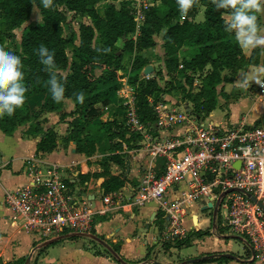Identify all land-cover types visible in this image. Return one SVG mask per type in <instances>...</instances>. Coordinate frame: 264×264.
I'll return each mask as SVG.
<instances>
[{"label":"trees","instance_id":"obj_1","mask_svg":"<svg viewBox=\"0 0 264 264\" xmlns=\"http://www.w3.org/2000/svg\"><path fill=\"white\" fill-rule=\"evenodd\" d=\"M153 2V6L145 9V19L138 29L133 0H52V7L47 9L42 0H0V47L20 57L23 83L28 89L24 105L17 108L14 115L0 117V129L12 135L20 125L30 123L29 132L41 135L37 154L50 152L57 148L59 135L53 126L44 129L48 121L45 115L56 113L59 122L68 123V137L63 139L64 142L66 139L74 140L77 152L87 157L93 156L99 145L105 142L106 151L112 154L110 158L123 167L125 156L117 152L124 150V143L130 148H138L141 136L129 131L125 113L122 121H104L101 117L112 104V97L126 75L135 88L138 115L144 124L149 125L155 122L154 106L165 101L164 96L177 95L174 89L181 92L184 99L193 102L192 111L197 116H208L216 108L220 95L229 98L223 95L226 84L232 83L240 71L264 63V47L253 48L248 56L236 41L235 34L224 30L222 14L229 15L231 9H216L212 0H197L187 15L182 16L177 0ZM101 5L104 6L102 11ZM34 7L39 10L41 19L28 23ZM202 7L204 19L197 21ZM71 12L74 18H81L79 33L71 31L67 35L64 25L68 23ZM256 15L262 30L264 21L260 13ZM83 17L90 22L83 21ZM18 29L21 30V50H11L7 43L16 38ZM162 32L163 63L166 74L171 77L169 86L163 87L155 77L149 80L141 78L144 68L154 60L144 52L157 46L155 36ZM119 41H123L122 53H118ZM40 45L54 53L57 78L65 88L64 99L60 103L54 102L46 84L50 74L44 70L37 55ZM129 54H134V57L128 67L124 59ZM226 70L230 72L229 76L225 75ZM204 71L199 89L193 93L195 74ZM189 72L192 76L188 75ZM160 74L158 72V76ZM184 77L189 90L181 83ZM221 84L223 89L218 92ZM80 92L84 93L83 104L76 99ZM36 98H40L41 103L38 109L33 103ZM67 100L74 103L70 112L65 110ZM68 117L72 119L66 121ZM102 164L104 170L98 176L106 177L102 185L105 192L123 188L125 180L110 172L107 161ZM81 177L87 180L90 174ZM187 240L176 242L175 247L189 243ZM228 259L226 255L221 256L222 261ZM212 261L214 258L208 256L194 264ZM25 262L26 259H19L1 264Z\"/></svg>","mask_w":264,"mask_h":264},{"label":"built area","instance_id":"obj_2","mask_svg":"<svg viewBox=\"0 0 264 264\" xmlns=\"http://www.w3.org/2000/svg\"><path fill=\"white\" fill-rule=\"evenodd\" d=\"M133 5L139 29L145 9L154 3L133 0ZM122 81L119 94L126 126L141 136L134 151L148 157L141 185L132 192L124 187L104 192L93 202L69 188L60 164L32 158L27 183L5 190L4 202L12 220L25 232L49 241L91 234L96 216L156 202L167 219L160 240L175 245L189 238L183 218L192 204L202 201L205 209L216 208L219 215L221 208L225 210L224 227L242 238L253 258L264 264V163L257 158V154L264 155V124L226 126L214 120L206 124L187 101L179 110L167 105L177 101L164 96L165 101L154 106L155 122L146 125L137 112L134 86L126 77ZM260 83L258 96L264 98V80Z\"/></svg>","mask_w":264,"mask_h":264},{"label":"crops","instance_id":"obj_3","mask_svg":"<svg viewBox=\"0 0 264 264\" xmlns=\"http://www.w3.org/2000/svg\"><path fill=\"white\" fill-rule=\"evenodd\" d=\"M263 33L264 27L260 31V35H263ZM254 67L256 68L253 71L254 77L256 78L258 75L260 81L264 80V74H257V69L264 67V63L262 62ZM249 73L248 71L247 74ZM255 83L245 91L244 94L247 96H243L242 99H240V95L233 96L230 94L229 98L226 99L230 104L229 113H226L229 117L227 120H217L216 122H221L226 126L237 125L240 122H245L248 125L264 124V98L256 96L257 94L254 91ZM112 99V104L106 108L101 119L104 121L114 119L121 121L120 117H122L124 120V110L122 113V99L119 90L113 95ZM172 101L176 100L173 99ZM235 106H237V110L233 112L232 109ZM73 108L74 103L71 100H67L66 112H70ZM45 117L48 121L44 129L53 126L59 135L57 148L50 152H39L37 154V144L41 139V135L29 132L30 123L20 125L12 135H7L0 129V165L2 166L0 173V264L27 259L29 255H32L29 264H32L33 261L38 264H72L68 262L70 260L66 261V259H59L58 261L52 259L55 261L53 263L52 260H45L44 257H41V252L49 244L43 245L46 241L37 235L25 232L20 223L12 220L11 211L5 205V190L16 189L27 183L29 179L28 162L30 159L37 158L48 163L56 162L60 164L62 171L65 173L66 184L68 185V181L69 188L76 194L85 193L88 198L90 195H96L95 201L98 202L100 195L105 192L102 185L106 177L98 176V173L104 170L103 164L94 159V155L87 157L78 153L74 140L66 139V142L63 141L65 137H68V123L59 122V116L56 113H48ZM70 119L72 118L68 117L66 121ZM140 141L138 143L139 146ZM135 149L137 147L130 148L128 144L124 143V150L117 153L125 156V165L122 167L114 164L113 167L116 172H111L125 180L124 188L128 189V192H132L141 185L144 166L148 159L143 151L136 152L134 151ZM163 161V158H159L158 164H162ZM86 174H90V177L87 180H83L81 175ZM100 178H103V180H100ZM101 181L102 184H100ZM209 206L211 207L212 204L209 203ZM204 209L205 205L202 201L196 202L190 206L188 213L183 218L184 226L190 234V238L187 241L192 244V242L199 240L201 243L198 254L187 259L196 257L207 258L208 256L214 258V261L204 264H253L258 261L253 258L250 248L242 238L245 254L244 256L234 254L226 240L231 237H239L230 234L227 228L224 227L222 224L224 219L221 220L216 208ZM186 220L189 221L188 225L185 223ZM166 221L164 214L158 211L157 203L151 202L143 207H128L106 216H96L94 234L105 237L110 241L111 246H117L119 248L117 251L119 252L120 250V253L128 259L140 258L141 261L145 259L149 261L150 259H155L152 256L155 245L169 246V244L164 245L160 240ZM148 224L149 228L146 227ZM158 226L160 227L159 233L157 231ZM140 244L143 246L142 248L139 246ZM84 250L91 259L83 260H86L89 264H120L112 256L103 254L98 256L96 252L94 253L87 248ZM228 254L234 255L240 260ZM224 255L228 256L229 259L222 261L221 256ZM160 262L170 263L167 261ZM73 263L79 264V262ZM259 263L262 264L261 262Z\"/></svg>","mask_w":264,"mask_h":264},{"label":"rangeland","instance_id":"obj_4","mask_svg":"<svg viewBox=\"0 0 264 264\" xmlns=\"http://www.w3.org/2000/svg\"><path fill=\"white\" fill-rule=\"evenodd\" d=\"M147 1L149 3H154L153 1H149V0H144ZM155 4V3H154ZM262 4H264V0H262ZM104 9V6L101 5L100 6V10L102 11ZM262 19L264 21V12H260ZM41 19V15L39 10L34 7L32 14H31V18L28 21V23L30 22H38ZM80 17L74 18V13H69V19H68V23H66L65 26V34H69L71 31H75L77 33H79V21H80ZM204 19V8L202 7L200 9V12L196 18L197 21H202ZM1 16H0V23H1ZM83 21L85 22H90V20L87 17H83L82 18ZM165 31V29H164ZM163 31V32H164ZM163 32L160 35H156L155 36V40L157 41V46L155 48L152 49H148L144 52L145 55H147L148 57H150L151 59H154L152 63H150L151 65H153L154 70L153 73H156V77L158 84L163 86H169V81H171V77L168 76L165 72V67H164V63H163V55H164V50H163ZM264 35V33H263ZM20 39H21V30L18 29L16 30V38L11 40L10 42L7 43V45L9 46V48L11 50H21L20 49ZM118 53H122L123 50V41H119L118 42ZM253 48H246L243 49L246 55H250L251 51ZM134 54H129L127 55V57H125L124 59V63L126 66H130L133 60ZM262 63V62H261ZM260 63V64H261ZM149 65V64H148ZM254 69H256L254 66L249 67L247 70H243L240 71L238 73V75L235 77V80L232 83L226 84L224 86L225 91L223 92V95H227L230 96H237L240 95L242 99L243 96H247L245 95V91L248 90L249 87H252V85L256 82V78L254 77ZM252 70V71H251ZM250 72L248 74V79H249V83L246 87L241 86L242 84V80L243 77L241 75V73H247ZM158 72L161 74L158 76ZM206 71L202 72H198L195 74V81H194V85L191 89V91L193 93H196L199 89V85L202 81V78L204 76ZM153 73H151L149 75V78L146 77L145 79L149 80L151 78H153ZM141 74H144L143 71ZM190 76H192V72H189ZM225 75H230V72L228 70L225 71ZM127 77V75L125 76ZM182 81L181 83L183 85H185L187 87V89H190L189 84L186 81V78H181ZM146 80V81H147ZM223 84H221L218 87V92H220L223 89ZM124 83L123 81L121 82V86L123 87ZM261 87V83H255L254 85V91L256 92V96H258L259 94V90ZM174 91H176L177 95H167V98H170L171 100L175 99L178 103L173 104L171 101L167 102V105L170 108H175V109H179L182 110L183 109V105L186 101L193 106V102L191 103V101H189L188 99H184V95L179 92L177 89H174ZM226 96H219L218 97V102H217V106L216 108L211 112V114H209L208 116H203L204 120H206V124L209 123V121L211 120H227L228 119V115H226V113H229V103L226 101ZM33 103L36 106V109L39 108L40 106V98H36L34 99ZM121 103V102H120ZM122 107V106H121ZM237 110V106H235L232 111L235 112ZM122 113H123V107H122ZM123 116V114H122ZM121 121L123 120L122 117H120ZM105 141V140H104ZM112 154H108V151H106L105 148V142H103L102 144L99 145L97 152L94 154V159H96L99 163H103L105 161H107V166L110 169V172L115 171L113 165L115 164V159L114 158H110ZM108 157L110 158V160H108ZM63 174L64 171H63ZM115 175V173H114ZM97 177V176H95ZM102 184V181L101 183ZM98 184V185H100ZM76 194V193H75ZM225 217V210L223 208H221L220 210V218L221 220H223ZM185 223L188 225L189 221H185ZM68 234V233H67ZM99 236V235H98ZM101 237V236H99ZM103 240L107 241L108 243L110 242L109 240H107L105 237H101ZM142 240V239H141ZM230 250L232 252H234V254H236L237 256H244L245 254V247H244V242L242 241L241 238H237V237H231L228 238L226 240ZM110 244V243H109ZM111 245V244H110ZM141 246V248L143 247L141 244L139 245ZM200 246L201 243L199 242V240L195 241L194 243L191 242L190 243H186L181 245L180 247H175V245L170 244L168 247H162L161 245H155L154 246V254H152L153 257H155V259H150L149 261H153V260H158V261H167L170 262L169 264H180L183 261H186L188 257H192L198 254L199 250H200ZM93 251L94 253H98L100 252V254L103 255H107V256H112V258H115L113 256V254L107 250L104 245H102L100 242L91 239V238H87V237H83V236H68V237H64L52 244H49V246L41 252V257H44L45 260H52L54 259L55 261H58L59 259H66V261L71 262L72 264H74L73 262H79V264H89L86 260L83 259H91L89 258V254H87L85 252V248ZM112 248L125 260H127L128 262L134 263V264H147V260L145 259L143 261H141L140 258H136V259H128L126 258L124 255H122L117 251L119 248L117 246H112ZM142 250V249H141ZM186 259V260H183ZM38 260V259H37ZM52 260V262L54 263L55 261ZM75 260V261H73ZM112 260V259H111ZM115 260H117L115 258ZM183 260V261H181ZM34 262V261H33ZM32 262V264H33ZM48 262V261H47ZM51 262V263H52ZM121 264V263H120ZM253 264H260L258 261H255Z\"/></svg>","mask_w":264,"mask_h":264},{"label":"clouds","instance_id":"obj_5","mask_svg":"<svg viewBox=\"0 0 264 264\" xmlns=\"http://www.w3.org/2000/svg\"><path fill=\"white\" fill-rule=\"evenodd\" d=\"M44 8L52 7V0H42ZM197 3V0H177L179 11L186 16L188 11ZM216 9H231L229 15L224 16L225 31L234 33L236 41L242 49L264 47V35H260L258 17L256 13L264 12L262 0H212ZM37 55L44 70L50 74L46 84L49 86L54 102L60 103L64 99L65 88L57 78L58 69L54 60V53L47 47L40 45ZM22 61L19 56L5 51L0 47V117L5 114L12 116L17 108L25 103V94L28 91L24 85V73ZM257 74H264V67L257 69ZM243 80L241 86L249 83L248 74L241 73ZM256 82L261 81L256 77ZM79 103L84 102V93L76 94ZM250 150L245 152L249 155ZM257 158L264 163V155L257 154Z\"/></svg>","mask_w":264,"mask_h":264},{"label":"water","instance_id":"obj_6","mask_svg":"<svg viewBox=\"0 0 264 264\" xmlns=\"http://www.w3.org/2000/svg\"><path fill=\"white\" fill-rule=\"evenodd\" d=\"M153 70H154V67L153 65L149 64L147 65L144 70H143V73L146 74V75H150L151 73H153ZM153 76L156 77V73H153ZM100 180H103V178H100ZM83 195H85V193H81ZM95 197L96 195H90L89 198L94 202L95 200ZM252 199L255 200V197L252 196ZM264 208V206H263ZM147 228H149V224L146 226ZM158 233L160 231V227L158 226V229H157ZM68 236H83V237H87V238H91V239H94L98 242H100L102 245H104V247L109 250L113 256L121 263V264H134V263H131V262H128L127 260H125L124 258H122L113 248L112 246L106 242L105 240H103L102 238H100L99 236L95 235L94 233H91V234H72V235H67ZM64 237H59V238H56V239H52V240H49V241H46L43 245H48V244H52L60 239H62ZM229 256L233 257V258H237L236 256L234 255H230L228 254ZM31 257L32 255H29L28 258L26 259V262L25 264H29L30 261H31ZM204 258L206 257H196V258H191V259H187L186 261H183L182 263L180 264H194V263H197V262H200L201 260H203ZM237 260H240L237 258ZM253 261V260H252ZM147 264H167V263H163V262H160L158 260H153V261H148Z\"/></svg>","mask_w":264,"mask_h":264}]
</instances>
